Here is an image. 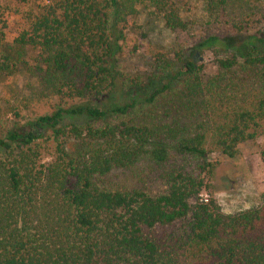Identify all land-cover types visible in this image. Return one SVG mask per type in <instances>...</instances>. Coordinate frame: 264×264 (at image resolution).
<instances>
[{
	"label": "trees",
	"instance_id": "16d2710c",
	"mask_svg": "<svg viewBox=\"0 0 264 264\" xmlns=\"http://www.w3.org/2000/svg\"><path fill=\"white\" fill-rule=\"evenodd\" d=\"M149 7L197 33L191 49L218 57L215 75L189 48L122 66ZM257 18L262 0H0V77L34 84L0 98V264H264V192L234 216L199 198L210 155L261 141L264 162ZM140 165L161 170L162 191L110 179Z\"/></svg>",
	"mask_w": 264,
	"mask_h": 264
},
{
	"label": "rangeland",
	"instance_id": "374dc122",
	"mask_svg": "<svg viewBox=\"0 0 264 264\" xmlns=\"http://www.w3.org/2000/svg\"><path fill=\"white\" fill-rule=\"evenodd\" d=\"M189 1L194 5L197 2ZM196 13L199 11L195 10ZM260 22V26L263 25L264 22ZM196 36L197 33L192 30L174 33L164 26L152 7L140 8L134 26L126 32L125 55L121 64L130 73L142 72L156 53L170 55L178 48H189L187 55L202 69L201 75L206 80L216 74L218 57L211 51H193L191 48L198 42ZM33 85L32 78L24 74L11 78L0 77V98L8 100L16 91L17 96L23 95L25 88ZM261 144V141H256L240 145L239 155L234 159L210 155L208 161L214 165L213 176L205 181V188L199 198L212 199L219 212L225 216L238 215L260 206L264 192V162L259 156ZM160 172L150 171L148 165H140L131 170L116 172L110 179L127 188L140 187L155 193L163 190L162 182L158 179Z\"/></svg>",
	"mask_w": 264,
	"mask_h": 264
}]
</instances>
